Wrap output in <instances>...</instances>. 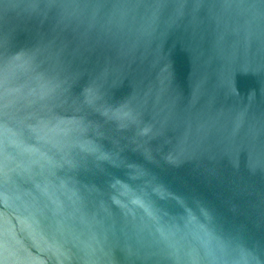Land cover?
<instances>
[{"label":"water","instance_id":"1","mask_svg":"<svg viewBox=\"0 0 264 264\" xmlns=\"http://www.w3.org/2000/svg\"><path fill=\"white\" fill-rule=\"evenodd\" d=\"M0 264H264V0H0Z\"/></svg>","mask_w":264,"mask_h":264}]
</instances>
